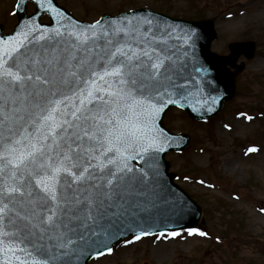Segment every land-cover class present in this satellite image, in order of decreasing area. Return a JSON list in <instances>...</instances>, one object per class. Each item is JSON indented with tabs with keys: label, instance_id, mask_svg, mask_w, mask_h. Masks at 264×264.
Wrapping results in <instances>:
<instances>
[{
	"label": "snow or ice",
	"instance_id": "6c2138e0",
	"mask_svg": "<svg viewBox=\"0 0 264 264\" xmlns=\"http://www.w3.org/2000/svg\"><path fill=\"white\" fill-rule=\"evenodd\" d=\"M16 10H23L20 3ZM41 11L66 18L53 0H37L33 16L0 36V254L7 264H49L48 249L68 255L77 241L87 245L73 222L84 227L94 211L112 207L121 184L147 179L145 167L132 161L156 171L149 161L169 139L156 115L178 102L165 101L169 94L161 91L164 80L173 86L167 26L154 31L151 19L132 13L131 28L104 27L102 20L50 27L36 19ZM184 39L194 43L191 34ZM101 181L105 190L97 198ZM37 228L54 243H32L28 237ZM188 233L207 235L195 228ZM149 234L141 230L133 239ZM160 237L167 239L165 231ZM112 251L106 246L96 255Z\"/></svg>",
	"mask_w": 264,
	"mask_h": 264
},
{
	"label": "rangeland",
	"instance_id": "374dc122",
	"mask_svg": "<svg viewBox=\"0 0 264 264\" xmlns=\"http://www.w3.org/2000/svg\"><path fill=\"white\" fill-rule=\"evenodd\" d=\"M56 1L89 22L141 7L176 18L212 20L217 33L212 49L227 59L235 81L232 98L216 116L194 120L183 109L172 107L163 121L171 132L189 135L183 151L166 157L176 182L201 205L203 218L196 229L207 235H190L186 229L175 237L166 232L167 239H157L159 233L139 240L131 236L90 264H264V156L260 153L264 147V0ZM16 3L0 0L4 33L18 22ZM34 11V3H29L27 12ZM42 21L48 22V16ZM244 40L257 43L255 56L233 58L229 43ZM236 117L242 124L232 130ZM239 150H246V155L230 159ZM253 161L255 166L250 164Z\"/></svg>",
	"mask_w": 264,
	"mask_h": 264
},
{
	"label": "water",
	"instance_id": "95a60500",
	"mask_svg": "<svg viewBox=\"0 0 264 264\" xmlns=\"http://www.w3.org/2000/svg\"><path fill=\"white\" fill-rule=\"evenodd\" d=\"M29 1L31 0H27V3ZM34 1L37 7V0ZM18 3L23 9L17 11L20 16V23L28 20L33 14H26L27 3L25 4L24 0H19ZM53 3L63 10L66 18L61 21L58 17H54L50 11H41L36 17L38 22L43 14L48 13L52 23L45 25L50 27H55L59 23L79 25L80 27L92 24L78 21L58 6L54 0ZM132 13H136L138 17L151 19L154 31L157 26L161 28L167 26L170 36V38L165 37V47L168 50L167 54L172 55L171 71L168 76L173 86H169V80H164L162 81L164 87L161 91H166L169 94L163 97L165 101L173 99L178 102L168 104L156 115L157 127L163 129L169 138L166 150L157 153L155 161H149L150 164H155V172L150 171L143 161H132L133 165L145 167V171L148 172L147 179L142 182L129 180L121 184L119 192L122 198L116 197L110 201L112 207L105 204L99 213L94 211L93 218L83 222L84 227H77L81 221H74L73 227L85 236L88 244L85 245L83 242L77 241V249L68 255H61L60 250L48 249L49 254L54 256L49 264H88L92 258L98 256L96 255L97 250L102 251L106 246L112 247L125 236L139 234L141 230L151 234L158 231L192 228L198 225L202 215L201 207L174 182V175L169 172V162L165 159V155L170 150L184 149L189 138L186 134L170 133L163 126L162 119L166 110L172 105L182 106L195 119H206L215 115L234 92L232 75L225 68V60L211 51V42L216 37L211 21L175 19L149 9H138L117 16L105 15L101 18L102 25L104 27L112 25L131 28L136 23ZM124 17H128L132 23L129 24L128 20L123 19ZM157 34L159 35V33ZM186 34L192 35L194 43L192 41L185 42ZM0 36H2L1 27ZM255 47L253 41L234 42L229 45L234 56L245 55L247 58L253 57ZM197 69H201V71L198 72ZM181 95L186 98L181 99ZM154 102L159 103V98ZM209 109L212 110L209 111ZM134 174L136 177L141 175L138 171ZM103 183L101 181L100 187L93 193L97 198H100L101 193L105 190ZM23 223L31 222L25 221ZM33 231L34 235L28 237L32 243L45 247L54 243L47 239V233H41L38 228ZM93 232L97 233V236H93ZM42 236L44 238H41ZM73 239L76 240V237L74 236ZM96 240L99 242L92 243ZM0 264H7L2 254H0Z\"/></svg>",
	"mask_w": 264,
	"mask_h": 264
},
{
	"label": "bare ground",
	"instance_id": "6f19581e",
	"mask_svg": "<svg viewBox=\"0 0 264 264\" xmlns=\"http://www.w3.org/2000/svg\"><path fill=\"white\" fill-rule=\"evenodd\" d=\"M241 124H242V119L240 117H236V119H234V121H233V123L231 125L232 130L233 129H237L238 127L241 126ZM259 152H260V150H259ZM246 153H247L246 151H241V150H239L237 152H233L230 155V159L237 161L238 159H241L244 155H246ZM260 153H261L262 156H264V147H262ZM250 164L255 166V164H257V161H253V163H250ZM233 170L239 171V167H234ZM258 171H261V170L258 169Z\"/></svg>",
	"mask_w": 264,
	"mask_h": 264
}]
</instances>
